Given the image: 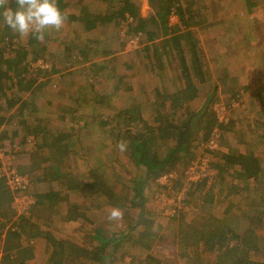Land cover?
<instances>
[{"label":"trees","instance_id":"16d2710c","mask_svg":"<svg viewBox=\"0 0 264 264\" xmlns=\"http://www.w3.org/2000/svg\"><path fill=\"white\" fill-rule=\"evenodd\" d=\"M120 2L117 9L94 17L83 7L81 16L76 18L84 23L94 25L99 22L110 27L125 20L128 22L126 34L132 37V34L134 37L145 34L147 40H159L160 49L155 47L152 53L157 65L165 59V65L173 67L176 60L183 84L172 93L153 89L157 114L150 118L143 115L142 101L133 97L127 98L121 107L109 102L118 91L132 96L133 90L122 80L124 76L119 75L117 80L115 74L111 75L114 65L106 62L92 64V72L83 83L81 80L76 96L69 92L71 104H58L53 117L50 108L47 109L53 103L49 101L45 107L38 102V98L48 85L46 80L59 69L51 64L49 68L33 70L32 62L38 59L46 61L44 48L34 34H29L26 42L19 40L20 34L3 22L5 6H0V25L3 24L0 28V141L9 132L5 127L16 121L22 129L20 141L30 142L29 137L32 138L34 143L28 163L22 167L17 164V169L29 175L27 192L35 199L31 208L19 214L7 229L2 264H26L25 261L33 256V249L31 245L22 247L19 238L22 233L32 230L47 241L48 264H114L118 257L125 259V245L138 246L145 252L144 256L136 257L139 264H160L151 254L159 228L152 230L153 211L148 205L150 198L146 189L161 174L183 172L196 160L200 155L199 146L209 139L215 125L221 129L219 148L201 152L211 158L210 166L215 171L212 182L208 184L205 177L197 181H186L183 177L174 182L173 188H178V191L185 184L182 206L192 207L190 214L180 210L176 215L178 229L173 235L174 244L186 264H264V261L251 257L254 254L264 258V235L257 233L264 229V153L253 149L243 151L227 144V151L222 149L223 137L232 130L235 122L230 119L226 124H218L214 110L215 103L220 100L216 96V83L205 93L197 108L190 104L198 98L199 90L191 78L182 44H188L196 67L195 76L202 80V64L193 38L195 28H203L206 22L203 2L149 0L154 12L146 17L140 14L137 2ZM245 2L248 9L256 5L252 0ZM56 3L60 10L66 6L64 0H56ZM15 7L14 3L12 8ZM174 13L179 23L170 25L169 18ZM84 58L87 60V56ZM67 60L71 62L69 58ZM126 65L131 67L130 63ZM112 76L114 83L118 82L113 83L111 93L106 87L104 91L94 90L96 83L110 80ZM87 85H90L89 89ZM70 88L67 86L62 92L67 93ZM90 90L92 95H89ZM232 99H238L237 93L231 95ZM231 100L226 103L228 107ZM178 108H183L179 110V117L176 116ZM167 110L170 112H163ZM92 128L104 133L116 151L119 142H126L127 150L123 153L139 173L128 179L119 178L112 165L107 167L100 163L97 167L88 168V176H79L74 168V158L81 154L77 152V141L83 131L88 132ZM258 136L259 143L264 147V134ZM1 146L2 143L0 150ZM115 152L114 158H107L110 163L116 160ZM111 174L121 182V190L116 191L110 184ZM216 179L220 187L213 192ZM38 184L45 185V189L39 191ZM227 184L228 189L225 190L224 185ZM77 191L95 207H119L123 211V219L109 221L105 211L102 216L88 215L83 208L71 202V194ZM238 193L242 195L240 204L231 199ZM219 194L229 199L226 207L219 212L221 215L215 211ZM12 198L5 179L0 177L2 216L11 217L14 213H9ZM44 201L52 211L55 209L53 214L60 215L59 221L82 219L90 224L81 242L57 236L51 230H39L34 218L37 220L41 216ZM61 205H65V213L58 212ZM235 210L239 213L236 214ZM3 223H0L1 227Z\"/></svg>","mask_w":264,"mask_h":264},{"label":"rangeland","instance_id":"374dc122","mask_svg":"<svg viewBox=\"0 0 264 264\" xmlns=\"http://www.w3.org/2000/svg\"><path fill=\"white\" fill-rule=\"evenodd\" d=\"M12 1L13 2L11 4V7L14 4V0ZM131 1L137 2L139 4V11L142 16L146 17V16L153 14L154 11L149 3V0H131ZM201 1L203 2L204 7H205L204 8V12L206 16L205 20L209 19L216 23V28L214 32H211V34L212 33L217 34V35L219 34L218 36L224 34V32H226L227 29H229L227 28V26L225 27L222 26V24L225 21L230 22V23L232 22L233 24L235 23L244 24L245 26L246 25L249 26L248 28L250 29V30L249 29L245 30L246 34H250L252 38L254 37V35L257 36L258 38L256 40L257 41L256 45L253 44L252 47L255 48L258 46L259 47L262 46V42L259 38L261 34L258 35V34H255V32L256 30L264 31V10H262L264 6V0H252L253 2H256V5L253 6L251 9H248V6L245 0H201ZM70 3H71L70 7H68V10H66V12H69V14H71L70 13L71 11H76L74 9L75 7L78 10L80 6L78 4L77 6L75 3H72V2ZM120 3H121L120 0L119 1L106 0V1H103L102 3L96 2L92 4L94 6V8L92 9V12L99 11V10H101L102 13L108 10L113 11L120 6ZM196 5L197 4H195V6ZM69 19L70 18H67V21H69ZM177 21H178V16L175 13L171 14L169 18V22L172 25H174ZM67 23L66 25L72 27V25L67 24ZM127 25H128V22H126L125 20L120 21V23L116 26H113V27L108 26L109 29L106 30V35L102 34L104 38L106 39V41L110 42V46H113V47L117 46L116 47L117 49L115 48V51H114L115 53L114 57L116 59L120 54L122 56H125V52H132L133 49L138 48L139 44L142 43L141 41L142 38H143V42L146 40L145 34H140L138 37L137 43L136 42L132 43L131 39L136 40L137 38L134 37V34H132L133 37L131 35L126 34ZM2 27H3V24L0 25V28ZM70 27H68L69 34L73 33L74 31V28H70ZM202 29L204 30L205 28L204 27L195 28V31H200L201 33ZM239 29H240L239 27L232 28V30L236 34L240 33V32L237 33ZM229 30H231V28ZM47 32L49 33L50 30H47ZM47 32L45 31V37L42 41L38 40L39 44H41L42 47H48V46L53 47L54 46L53 49H50L52 53L51 51L49 52V50L46 51L47 53L45 52L46 61L44 62H46L47 67L49 68L50 64L54 63L55 67L59 68L60 70H63V73H66V75L68 73H71V72L74 73V71H77L78 68L81 66L76 61V59L78 58L77 55H75L76 59L71 60V63L70 61H66L64 64L65 59L64 58L62 59L63 55H62L61 50H59L61 47L58 44L55 45L53 42H49L50 40H48V38L50 37H46L48 35ZM84 33L85 35L82 37L83 39L90 38L92 36V31L84 32ZM27 39H28V35L27 36L20 35L19 40H21L22 42H26ZM93 40H95V38ZM253 40L255 41L254 38ZM118 42H120V44ZM90 45L94 49H96L97 44L95 45L93 42H91ZM184 45L186 47V51H188L189 49L188 44L184 43ZM199 50L202 53H205L204 49L201 50L200 47H199ZM208 54L210 55V52H208ZM223 56H224V52L218 50L217 54H214L213 58H215L216 61L218 62V59L219 60L223 59ZM189 57H190V54H188V58ZM104 60L105 59H102L101 57H99V53L95 57H94V54L92 53L91 62H94V63L96 62L97 64L98 63L100 64V62H103ZM128 60H129V56H125L121 58L120 60H117V61L115 60V61H110V62L111 63L113 62L112 63L113 65H116L115 63H117L118 68L121 72H127V70L129 69V67L126 65ZM131 62H130V65L132 68V64L134 65L136 60L133 61L132 63ZM87 66H91V64L88 63ZM36 68L38 67H34L33 70ZM71 68H73V70ZM218 69L219 68H217V70ZM211 74H212V77H217L218 75H220L218 73L214 74L212 72ZM66 75H63V74L61 75L60 73L51 75V80L48 82L49 84L47 88L44 89V91L42 92L43 94H41L40 97L38 98V101H41L43 104L46 105L45 107L48 106L47 105L48 103L45 102L46 96H48L49 99L52 98L51 99L52 103L55 100V103H57V105L58 104H61V105L71 104L72 96L73 97L76 96L78 84L76 83L75 85L73 84L69 85L71 87L69 91H67V93L62 92L63 90H65L63 87L68 86V83H67L68 78L70 79V76L72 74H70V76L68 75L67 77ZM149 75L152 76L151 74ZM154 78L158 80L160 84H162L161 83L163 82L162 80H159L158 77L156 78L155 76ZM141 81L142 79H140V82ZM158 81H151L152 82L151 89L149 90V92L144 93L143 95L142 93L139 92L140 93L139 98L143 99L145 102V106L143 107V115L145 118H150L151 116H155L157 114L156 103L153 101L154 100L153 96H150V95L153 94L152 87L155 84H158L159 83ZM212 84L213 83L211 82H207L206 84H203V87H200L201 95L204 96L205 93L208 92L207 89L210 86H212ZM110 86L111 84L109 83V85H106L105 87L108 90V92L111 93L112 90ZM61 87L63 90L60 89ZM218 90L219 89L217 87L216 96L218 97V99H220L219 101H222L225 104L228 103L231 100L232 94H228L225 96V94L223 93L224 95L223 94L220 95L219 92H217ZM101 91H104V89H102ZM69 92L70 94H72V96L69 95ZM251 93L252 92H249V89H247V91L243 89V92L239 93L240 96H238V99H235V106H231V112H230L231 119H233L235 123H234L232 130L227 131L223 137L224 145H222V148L225 151H227V147H225V145L227 144L231 146L232 148H238L243 151L253 149L258 153H264V147L259 143L260 140L258 139V137L256 138L254 136L256 134L258 135L264 134V107L258 106L260 104V102H258V98H256L257 100L256 103L255 101L252 102L253 106L251 107L248 106L247 103L250 102L249 97L251 96L250 95ZM92 94L93 93L90 90L89 95H92ZM203 96L201 98L198 97L196 101L192 102L193 108L198 107V105L201 103V99L203 98ZM263 96H264V93H263ZM129 97H132V96H130L129 93L123 92L121 90V91H118V93L113 94L109 102H111V104L115 107L117 106L121 107L124 104L125 100ZM250 98L252 100L254 99V97L252 96ZM254 103L257 104V106H254ZM50 104L47 109L50 108L49 112L52 113V116L54 117L56 115L57 105H53V104L50 105ZM182 109L183 108H179L180 111ZM241 110H244L245 113L240 114ZM16 122L17 123L15 124L9 125V128H8L9 132L7 133V136L3 137L0 143H2L1 149L2 148L11 149L13 146L17 147L16 163L19 164L20 167H22L28 163L29 152L32 149L34 142L30 140V142L28 141V142L22 143L20 141L19 137L21 135L22 129H21V126L18 124V121ZM83 132H84L83 134L79 135L80 137L77 141V152L81 154L74 158V162H75L74 168H75L76 173L79 176L81 177L88 176V173H87L88 168L91 166L97 167L98 165H100V163L105 164L104 166H107V167L112 165L114 167V172L117 173V176L119 178L122 177V178L128 179L129 176H134L139 173V171L135 168L133 164L130 163V161L127 159V157L125 156L123 152L119 150L116 151L115 149H113L115 146L109 140H107L106 135L104 133L101 134V132L98 129H94V128L90 129L88 132L87 131H83ZM111 151H114V152L116 151L117 153L115 152L116 160L110 163V161L107 160V158L112 157V156L114 158V152H112L113 154H111ZM109 182L116 191H119L122 189L121 182H118L114 178L113 174L109 176ZM184 185L182 187H185ZM44 187L45 185L43 184L37 185V189L39 191H43ZM219 187H220L219 182L216 179L212 186L213 192H216V190ZM224 189L225 190L228 189V184L224 185ZM176 191H178V188L172 189L170 191L165 188L160 189L157 182L151 183L150 186H148L146 189V193L148 194L150 198L148 205L153 211L154 226L152 230L159 228L158 236L156 237V240L154 241L151 254H153L155 258H157V260L160 261V264H186L182 260V258H180V256L178 255L176 245L174 244L173 235L176 233L177 227H178V217L176 215L179 213L180 210H183V212H185L186 214H190L192 211V207L191 206L184 207L182 206L181 203L180 204L177 203L175 206L176 218H174L173 216L161 213V207H162L161 198L163 199L164 196L172 197ZM41 194H44V192H42ZM70 198H71V202H75L77 205L80 206V208H83L88 215L99 214L100 216H102L104 214L103 213L104 211L109 212L111 209L107 207L105 208L95 207L94 204L90 203L88 198L83 197V195L78 191L72 193ZM231 199L236 204L242 203L241 193L234 194L233 196H231ZM217 200H219V202L217 203L218 206L215 211L219 214V212H221V210H223L226 207L227 203L229 202L228 201L229 199H227L223 194L222 195L219 194V197L217 198ZM193 201L195 202L196 199ZM45 205L47 206V203L44 201V205L41 206L42 211L40 213L41 216L39 217V219L36 220V218H34V221L39 226V230L40 229L41 230H51L57 236L74 239L77 242H81L83 239L82 237L84 236L87 229H89L90 224L86 220H82V219L61 222L58 220L60 215L56 216L55 214L52 213L55 211V209L52 211L50 208H48V206L46 207ZM10 209L12 210H9V213H12L13 211L12 204H11ZM65 210H66L65 205H61L60 208L58 209V212L61 211L65 213ZM234 212H238V211L235 210ZM17 217L18 215H16L15 213H13L11 217L3 216V219H4L3 222H5V224L2 222L4 225L2 227L0 225V229L6 232L5 239H6V235L8 231L7 229L9 228L12 221L16 219ZM117 227H119V224H117ZM259 232L262 233L261 235H264V229L259 230ZM19 241L22 247L31 245L33 249V256L30 259L25 261L26 264H48L47 262L48 256L46 254V247L48 244L44 238L37 235V231L32 230L26 233H22L21 237L19 238ZM123 250L127 251L125 259H120L118 257L115 260L114 264H139V261L136 257H142L145 254V252L138 246L125 245ZM4 253L5 252L3 251L2 254ZM251 257L253 259H258L260 261L262 260V262L264 260V258L258 257L254 254H252Z\"/></svg>","mask_w":264,"mask_h":264},{"label":"crops","instance_id":"0c3cea01","mask_svg":"<svg viewBox=\"0 0 264 264\" xmlns=\"http://www.w3.org/2000/svg\"><path fill=\"white\" fill-rule=\"evenodd\" d=\"M64 1L66 2V6L61 10V12L66 16L64 26L61 29V31H58L59 33L55 30H50V32L48 33L46 30V32L48 33L46 37H50L48 38V40H50L49 42H53L55 45L58 44L61 47L59 50H61L62 52V55H63L62 59L63 58L65 59L64 64L66 61H68L67 58H69V60H72V59H76L75 55H77L78 57L77 58L78 60L76 59V61L81 66L78 68L77 71H74L75 74L71 72L66 75V73H63V70H60L58 68L59 71L57 72V74L60 73L61 75L62 74L66 75V77L72 74L70 76V79L68 78V82H67L68 84L72 83L73 85H75L77 83L78 84L77 88H79L81 80L83 83L85 78H87V76L89 77L92 72V66H93L92 64L94 63V62H91L92 53L94 54V57L97 56L99 53V57H101L102 59H105L103 62H106V63H111L110 61L120 60L121 58L125 56H129V60L127 63H130L131 61L133 62L136 60L135 64L134 65L132 64V68L131 67L129 69L127 68L128 69L127 72H121L118 68L117 63H115L116 65H114L113 67L114 71L113 73H111V75L115 74V77L117 78V80H119L118 78L119 75L124 76L122 80L124 82L126 81L127 85L132 86L133 91H131V89L129 90L132 92L133 99L142 101L143 106H145V102L143 99L139 98V94L142 93L143 95L144 93L149 92V90L151 89V83H152L151 81H158L154 78V76L156 78L158 77V79L162 80L163 82H161L162 84H160V82L158 81L159 83L155 84L152 87V90L154 88H158V90H160L162 93H172L180 89V87L183 84V81L180 80L181 74H180V70L178 68V63L176 62V60L173 61L174 66L170 67V66L165 65L164 63L165 59H161V61H159L157 65V62L155 58L153 57L152 53H153L154 48L156 47L157 49L158 48L160 49L159 44H158L159 40L150 41L146 39L147 41L145 40L143 42V38H142L141 39L142 43L139 44L138 48L133 49L132 52H125V56H122L120 54L116 59L114 57V54H115L114 51L117 46L116 47L110 46V42L106 41V39L102 35V34L106 35V30H108L109 27L99 22L94 25L91 22L84 23L80 21L78 18H76V16L77 17L81 16L83 7L86 8L85 10L90 12L93 17L111 12L109 10L105 11L104 13H102L101 10L92 12V9L94 8L92 4L96 2L102 3L103 1H106V0H64ZM68 1L75 3L76 5L77 4L80 5L79 9L77 10V8L75 7L74 9L76 11H71L70 12L71 14H69V12H66V10H68V7H70L71 5V3ZM12 2L13 1H11L10 3ZM9 6L11 7V4H9ZM262 10H264V6ZM71 16H74V18H72ZM67 18H70L69 21H67ZM66 23L72 25V27L66 25ZM176 23H179V21H177ZM169 24L172 25L170 22ZM222 26L224 27L227 26V28L229 29L231 28V30L227 29V31L224 32V34L220 36H218L219 34L218 35L214 33L211 34V32H214L216 28V23L208 19L206 20L204 24L205 29L204 30L202 29L201 33L200 31H195L196 34H194L193 40L196 41V44H197L196 49L198 50V57L202 64V74H203L202 80L199 77L195 76L196 67L192 60L190 49L186 51V47L184 45L185 42L182 44L185 61H186L187 66L190 69L191 78H193V81L199 90L198 97L201 98V96H203L200 93L201 91L200 87H203V84H206L207 82H211V83H216L219 89L217 92H219L220 95L224 93L225 96L228 94H235V93H237V96H240L239 93H242L243 89H245L246 91L247 89H249V92H252L250 95L254 97V99L252 100L250 98L251 96L249 97L250 102L247 103L248 106L250 107L253 106L252 102L255 101L256 103L257 102L256 98H258V102H260L258 106L264 107V96H263V93H264L263 91L264 90V31L256 30L255 34H258V35L261 34L259 38L262 42V46L260 47L258 46L254 48L252 46L253 44L256 45V42H257L256 40L258 38L257 36L254 35L253 37L255 39L254 41L253 38L250 36V34H246L245 30L249 29L248 28L249 26L247 25L245 26L244 24H236V23L233 24L232 22L230 23L227 21H225L222 24ZM68 27L74 28L73 33L69 34ZM233 27H239L240 29L237 31V33L239 32L240 33L239 34L234 33V31L232 30ZM91 31H92V36L90 38H85V39L82 38L85 35L84 32H91ZM94 38L96 41L93 40ZM91 42H93L95 45L97 44L96 49H94L90 45ZM74 43H76V45ZM118 43L120 44V42ZM53 47L48 46V47H43V48L45 52L47 50H49L50 52L51 51L50 49H53ZM199 47L201 48V50L204 49L206 54L202 53L199 50ZM105 49L108 52V54H105L106 52ZM218 50L224 52V56H223V59H220V60L218 59V62H217L216 59L213 57H214V54H217ZM206 51L210 52V55ZM188 54H190L189 58H188ZM85 56H87V60H85L84 58ZM88 63L91 64V66H87ZM159 64L161 66H159ZM217 68L219 69L217 70ZM71 69L73 70V68ZM211 72L214 74L218 73L220 75H218L217 77H212ZM149 74H151L152 76H150ZM140 79H142L141 82H140ZM50 80H51V75L46 81H50ZM116 82L118 81H115V83ZM109 83L111 84L110 87L112 89L113 83H114L113 76L110 80L106 79V81H102L100 84L96 83L94 90L101 91L102 89L105 88L106 85H109ZM62 87L60 89H62ZM66 87L64 86L63 88L66 90ZM87 88L89 89L90 85H87ZM211 88L212 87L210 86L207 90H211ZM51 99L52 98L49 99L48 96H46L45 102L49 103ZM38 102L40 104L42 103L41 101H38ZM191 103L192 102H190V104ZM255 103H254V106H257V104ZM53 105H57V103H55V100L53 101ZM169 105L172 106L171 103ZM163 112L167 114L170 111L167 110V112L166 111H163ZM240 112H239L240 114L245 113L244 110H241ZM179 113L181 112H179V108H178L176 116H179ZM8 128H9V125L5 127V130L6 129L8 130ZM254 136L256 138L259 137L258 134ZM2 149H5V148H2ZM238 213L239 211L236 212V214ZM218 215H221V214H218ZM257 233L260 235L262 234L259 231H257Z\"/></svg>","mask_w":264,"mask_h":264},{"label":"built area","instance_id":"2783aa9c","mask_svg":"<svg viewBox=\"0 0 264 264\" xmlns=\"http://www.w3.org/2000/svg\"><path fill=\"white\" fill-rule=\"evenodd\" d=\"M131 21V18H128ZM136 40L131 39V42L138 41V36L135 37ZM32 67H41L46 68L47 64L42 59H38L33 62ZM230 106L228 107L222 101L216 102L214 105V110L216 113L217 121L219 123H228L231 119V106H235V99L231 100ZM221 136V129L219 125H215L209 139L199 146V153L196 160H194L183 172L170 171L161 174L156 182L159 185H162L165 189L169 191L174 189V182L178 179H184L187 181H197L202 178L208 179V184L213 180L214 170L210 166V156L201 154L202 150L210 149L215 150L219 148V141ZM32 138L29 137V140ZM17 147L13 146L11 149H1L0 150V177L5 179L7 186L12 192V208L16 215L22 214L25 211L29 210L32 204L35 202L34 197L27 192V189L30 187V178L27 173H20L17 169V157H16ZM185 187H182L180 191H176L173 196L163 197L161 213L167 214L170 216L176 215L175 206L177 203L182 204V199L184 198ZM187 207V206H185ZM163 211V212H162ZM4 221L3 216L0 213V223ZM5 231L0 229V264H2V252H3V243L5 238Z\"/></svg>","mask_w":264,"mask_h":264},{"label":"clouds","instance_id":"9594fccd","mask_svg":"<svg viewBox=\"0 0 264 264\" xmlns=\"http://www.w3.org/2000/svg\"><path fill=\"white\" fill-rule=\"evenodd\" d=\"M16 7L9 6L10 0H0V6H5L2 13L3 22L13 31L22 36L34 34L42 41L46 30L60 31L66 16L58 8L56 0H14ZM119 151L127 150L126 142L117 144ZM109 221L123 219V211L112 207L107 214Z\"/></svg>","mask_w":264,"mask_h":264}]
</instances>
